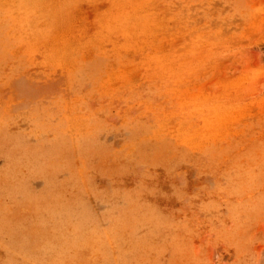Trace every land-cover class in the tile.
<instances>
[{"label":"rangeland","instance_id":"obj_1","mask_svg":"<svg viewBox=\"0 0 264 264\" xmlns=\"http://www.w3.org/2000/svg\"><path fill=\"white\" fill-rule=\"evenodd\" d=\"M263 77L264 0H0V264H264Z\"/></svg>","mask_w":264,"mask_h":264},{"label":"bare ground","instance_id":"obj_2","mask_svg":"<svg viewBox=\"0 0 264 264\" xmlns=\"http://www.w3.org/2000/svg\"><path fill=\"white\" fill-rule=\"evenodd\" d=\"M125 20V19H124ZM61 36V35H60ZM263 55V54H262ZM259 60V59H258ZM264 78V77H263ZM260 79V78H259ZM197 80H199V79H197ZM263 80V79H262ZM245 112V111H244ZM213 257V256H212Z\"/></svg>","mask_w":264,"mask_h":264}]
</instances>
